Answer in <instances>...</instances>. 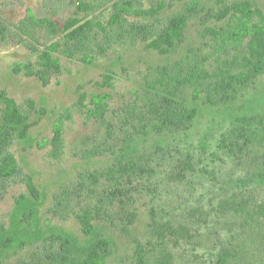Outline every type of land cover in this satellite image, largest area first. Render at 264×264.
I'll return each mask as SVG.
<instances>
[{
	"label": "rangeland",
	"instance_id": "374dc122",
	"mask_svg": "<svg viewBox=\"0 0 264 264\" xmlns=\"http://www.w3.org/2000/svg\"><path fill=\"white\" fill-rule=\"evenodd\" d=\"M74 1L0 0V27L7 29L0 32V143L10 157H0L7 168L0 175V264H45L39 256L57 240L81 255L107 241L99 264H135L138 244L146 264H264V136L234 120L264 107V76L222 109L193 100L190 91L173 99L147 88L157 67L192 53L210 56V68L219 56L232 65L247 45L224 55L203 34L229 19L207 13L248 1L264 14V0H206L171 51L116 41L106 53L96 50L90 65L47 50L63 40ZM118 1H94L96 9L78 17L107 25ZM161 1L158 21L132 16L127 25L163 27L191 0L142 3L149 9ZM27 8L52 18L61 34L49 39L41 31L40 46L23 38L11 26ZM98 41L107 42L99 36L94 47ZM100 94L111 100L97 113L90 100ZM169 102L196 117L165 124L159 113Z\"/></svg>",
	"mask_w": 264,
	"mask_h": 264
},
{
	"label": "trees",
	"instance_id": "16d2710c",
	"mask_svg": "<svg viewBox=\"0 0 264 264\" xmlns=\"http://www.w3.org/2000/svg\"><path fill=\"white\" fill-rule=\"evenodd\" d=\"M94 1L75 0L76 15L69 17L63 25V40L51 43L47 50L51 53H60L68 59H76L86 65L95 61L96 50L99 53L106 51L113 43L127 40H140L149 42L148 48L158 51H171L177 47L184 38L190 20L196 18L205 10L206 0L186 1L184 8L173 15L163 27L144 22H132L129 17L136 16L145 22L149 19L157 20L158 14L166 8L164 1L152 5L149 9L143 7L142 0H120L113 4V12L107 25L96 22L94 19H81L79 14H89L96 9ZM183 2L185 0H178ZM208 16L218 21H228V26L220 29L207 27L203 36L218 44L217 49L224 55L232 51H239L240 47L247 45L248 51L237 54L232 65L227 67L228 59L219 56L216 63L210 68V56L201 57L198 54L187 55L172 65L159 66L156 76L147 82V88L157 90L170 98H181L184 92L190 91L195 101L203 98V104L211 109H222L237 105L249 93L258 79L264 76V14L258 7L248 1L235 2L224 7L218 13L209 11ZM23 38L31 39L41 45V31L46 38L54 39L61 34L59 25L50 17H39L32 8H27L25 18L12 25ZM6 28L0 27V32ZM7 30V29H6ZM103 36L106 45L99 41L93 42ZM111 100L110 94H100L91 98L90 103L97 113H102ZM169 98L167 99V101ZM172 100V99H170ZM163 122L170 126L180 127L196 114L195 110L180 109L173 102L160 111ZM235 122L242 128L254 129L264 136V107L255 106L248 112L239 111L234 117ZM3 127H0V134ZM5 143H0V157L4 161L10 160L6 152ZM3 169V170H2ZM7 168L0 167V175ZM1 232V228H0ZM53 252L39 256L45 264H99L97 256L105 252L109 243L104 240L96 241L86 254L81 255L65 240H57ZM52 248V249H53ZM135 264H146V250L138 244L134 250Z\"/></svg>",
	"mask_w": 264,
	"mask_h": 264
}]
</instances>
